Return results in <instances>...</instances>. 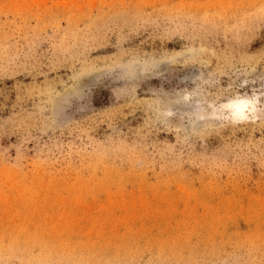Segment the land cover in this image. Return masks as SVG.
Returning a JSON list of instances; mask_svg holds the SVG:
<instances>
[{"label":"rangeland","instance_id":"374dc122","mask_svg":"<svg viewBox=\"0 0 264 264\" xmlns=\"http://www.w3.org/2000/svg\"><path fill=\"white\" fill-rule=\"evenodd\" d=\"M0 264H264V0H0Z\"/></svg>","mask_w":264,"mask_h":264},{"label":"bare ground","instance_id":"6f19581e","mask_svg":"<svg viewBox=\"0 0 264 264\" xmlns=\"http://www.w3.org/2000/svg\"><path fill=\"white\" fill-rule=\"evenodd\" d=\"M229 106L232 109V113H233L232 117L234 116V118H241L244 115L246 105L243 102H233Z\"/></svg>","mask_w":264,"mask_h":264}]
</instances>
